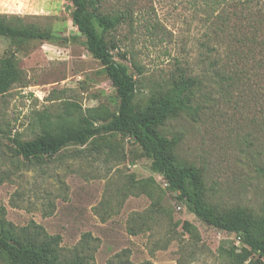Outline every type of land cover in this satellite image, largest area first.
Returning a JSON list of instances; mask_svg holds the SVG:
<instances>
[{
  "label": "rangeland",
  "instance_id": "374dc122",
  "mask_svg": "<svg viewBox=\"0 0 264 264\" xmlns=\"http://www.w3.org/2000/svg\"><path fill=\"white\" fill-rule=\"evenodd\" d=\"M94 1L119 17L106 38L136 81L135 107L171 88L177 68L202 81L191 108L158 130L174 140L179 165L199 170L215 210L264 219V49H222L228 33L210 36L204 26L218 12L209 0ZM0 13L66 38L16 49L0 36V57L14 55L22 72L0 95V216L17 227L34 221L59 235L64 251L89 233L95 264H231L225 250L240 247L237 235L178 202L132 139L101 133L32 160L14 152V135L31 139L81 116L101 124L118 100L84 38H68L77 31L69 0H0ZM0 264H10L1 252Z\"/></svg>",
  "mask_w": 264,
  "mask_h": 264
},
{
  "label": "trees",
  "instance_id": "16d2710c",
  "mask_svg": "<svg viewBox=\"0 0 264 264\" xmlns=\"http://www.w3.org/2000/svg\"><path fill=\"white\" fill-rule=\"evenodd\" d=\"M69 3V19L82 34H68V38H84L86 50L99 61L115 90L117 110L98 125L87 116H81L74 122L60 125L55 131L42 130L31 139L14 135L11 137L14 152L25 160H32L54 156L71 144L85 145L101 133L128 137L150 160L151 170L165 181L166 188L178 202L209 226L237 235L240 247L225 250L231 264H264V219L256 220L239 208L215 210L204 198L199 170L179 165L173 152L174 140L158 130L168 117L191 108L193 89L202 81L185 69L177 68L178 79L172 82L171 88L153 96L144 107H135L136 81L127 66L113 58L112 41L106 38L119 17L99 12L94 0H69ZM214 5L218 9L216 18H207L204 26L210 36L228 33L230 39L220 46L222 49H264V0L206 1L207 8L212 9ZM0 36L8 38L16 49L31 41L66 40L64 36L23 23L21 17L5 13H0ZM21 80L22 72L14 55L0 57V95ZM258 171L264 178V166ZM187 224L185 221L183 227ZM94 249L95 245L89 242V233L82 234L77 246L64 251L60 236L47 233L34 221L17 227L0 216V252L10 264H95Z\"/></svg>",
  "mask_w": 264,
  "mask_h": 264
},
{
  "label": "water",
  "instance_id": "95a60500",
  "mask_svg": "<svg viewBox=\"0 0 264 264\" xmlns=\"http://www.w3.org/2000/svg\"><path fill=\"white\" fill-rule=\"evenodd\" d=\"M69 33H70V34L76 33V34H79V35L82 34L81 32H79V31H75V30H70Z\"/></svg>",
  "mask_w": 264,
  "mask_h": 264
}]
</instances>
